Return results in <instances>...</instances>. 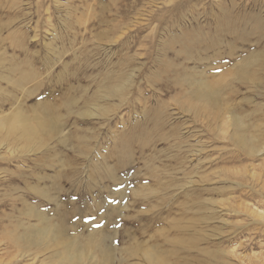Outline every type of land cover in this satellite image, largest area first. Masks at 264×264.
<instances>
[{
  "label": "rangeland",
  "instance_id": "obj_1",
  "mask_svg": "<svg viewBox=\"0 0 264 264\" xmlns=\"http://www.w3.org/2000/svg\"><path fill=\"white\" fill-rule=\"evenodd\" d=\"M15 1L0 0V264L69 247L84 264H264V0ZM39 118L59 130L14 128ZM42 226L65 248H5Z\"/></svg>",
  "mask_w": 264,
  "mask_h": 264
},
{
  "label": "bare ground",
  "instance_id": "obj_2",
  "mask_svg": "<svg viewBox=\"0 0 264 264\" xmlns=\"http://www.w3.org/2000/svg\"><path fill=\"white\" fill-rule=\"evenodd\" d=\"M21 3H22V1L21 0H17V1H15L14 2V4L13 5H11L8 9L9 10H19L20 9V11H22L21 10ZM19 4H20V8H19ZM28 4V2H26V5ZM19 8V9H18ZM19 11V12H20ZM26 14V13H25ZM20 16V15H19ZM19 19V18H18ZM14 23V22H13ZM7 25V24H6ZM9 27H10V24L8 25ZM8 27V28H9ZM203 86H205V85H203ZM210 94L207 92V91H205V90H201L199 93H198V96H199V99L201 100V101H205V102H209V99H208V96H209ZM205 102H203V103H205ZM30 120V119H29ZM24 120H22V122H23ZM26 122H28L27 120H25ZM2 122V121H1ZM1 122H0V126L2 125L1 124ZM19 122V121H18ZM20 122L19 124H18V128L17 127H14V128H16V131L18 132V129H19V126H20V129L22 128V135L24 136V137H26V139H28L29 141L31 140L32 141V143L34 142L33 140H34V138L35 137H37L39 134H42L43 135V137L44 136H46L47 134H48V136H51V135H53L54 133H56L58 130H59V128H58V124L57 123H55L54 121H47V119H45V118H39V120H37V122H36V127L34 128V127H30V125H28L27 123H25V122ZM54 122V123H53ZM4 123V122H3ZM12 124L13 123H11V127H13L15 124V126H17V121H16V123L12 126ZM33 126V125H32ZM3 127H5V125L3 126ZM7 127V126H6ZM255 127V126H254ZM2 128V127H1ZM5 129V128H4ZM15 129H12L11 131H12V133H14L15 131H14ZM14 131V132H13ZM20 131V130H19ZM21 131L19 132V133H21ZM1 132V131H0ZM7 133H9V130H8V132ZM11 133V134H12ZM10 135V134H9ZM17 135H18V133H17ZM22 136V137H23ZM35 136V137H34ZM5 137V136H4ZM14 137H15V135H14ZM7 138V137H6ZM2 139H4V138H2ZM18 139V138H17ZM31 143V142H30ZM36 143H38V141L36 142ZM259 143V139H250V141L249 142H247L246 143V145H250V147H252L253 145H257ZM27 147V146H26ZM26 147H25V149H26ZM259 148H263L264 149V144L263 145H261ZM258 148V149H259ZM260 149V150H261ZM27 150H29V149H27ZM259 150V151H260ZM32 151V150H31ZM33 211V210H32ZM44 221V220H43ZM27 232V231H26ZM17 233V232H16ZM23 234V233H22ZM8 235V234H7ZM6 235V237H4V239H5V241H4V246H5V248L7 249V251L9 252V250L10 249H12V248H15V249H17L18 250V248H20L19 250H18V252H19V255L17 256V257H21V258H23V257H27V256H31V255H34V257L32 258V259H34L36 256H37V254L38 253H32V251L34 250V249H36L35 247H38V248H42V247H46V246H49V245H53V246H55V248H65L60 242H64L65 241V237L63 238V235L61 236L60 235V232L57 230V228L55 229L54 227H43L42 226V228L39 230V229H32V231H29L28 233H26L25 235H20V236H18V237H14L13 235H11L10 234V236H13V237H9V236H7ZM99 238V237H98ZM2 240V239H1ZM101 241H103L102 239H100V243H101ZM74 242H76L75 240H71V241H69V243L67 244V245H71L72 243H74ZM46 243H48V244H46ZM104 243V242H103ZM45 244V245H44ZM93 244H95V241H90V243L89 242H87V246H89V245H91V248L89 247L88 248V250L89 249H92V247H94L96 250H102L101 248H100V244H97V245H93ZM54 248V247H53ZM36 250H38L39 251V249H36ZM7 251H6V253H7ZM58 251H60V249L58 250ZM14 252V251H13ZM51 253V252H50ZM54 253V252H53ZM154 253V252H153ZM70 254V255H69ZM104 254H105V252L104 251H100V255L103 257L104 256ZM12 255V254H11ZM14 255V254H13ZM56 255V254H55ZM54 255V256H55ZM145 255V254H144ZM146 256V259L148 260V262H150V264H165L164 262H163V260H160V258H158L157 260H153L152 259V257H151V255H148V254H146L145 255ZM13 258V257H12ZM11 258V259H12ZM28 258V257H27ZM30 258V257H29ZM50 258H52V257H50ZM14 259H15V257H14ZM17 260H19V259H17ZM29 260V259H28ZM76 260V261H75ZM6 261V260H5ZM75 261V262H74ZM26 262V261H25ZM56 262L58 263V264H84L85 263V254L82 252V250H80V251H76V250H74V249H72V248H67L66 250H63L61 253H60V255H59V257H58V259H56ZM17 263V262H16ZM22 263V262H21ZM11 264V263H10ZM18 264V263H17Z\"/></svg>",
  "mask_w": 264,
  "mask_h": 264
}]
</instances>
